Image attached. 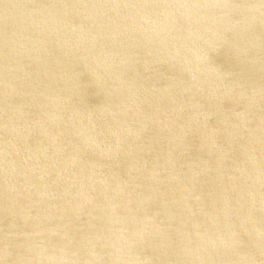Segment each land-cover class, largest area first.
Here are the masks:
<instances>
[{"label":"water","instance_id":"water-1","mask_svg":"<svg viewBox=\"0 0 264 264\" xmlns=\"http://www.w3.org/2000/svg\"><path fill=\"white\" fill-rule=\"evenodd\" d=\"M23 1L0 0V264H264V0L16 26Z\"/></svg>","mask_w":264,"mask_h":264},{"label":"bare ground","instance_id":"bare-ground-1","mask_svg":"<svg viewBox=\"0 0 264 264\" xmlns=\"http://www.w3.org/2000/svg\"><path fill=\"white\" fill-rule=\"evenodd\" d=\"M43 1L44 0H26L16 3L15 7L12 6L11 8H13V12L16 16V18L15 16L13 17V19L15 18L14 20H16V26H19L20 24H27L28 20L35 16H39L41 18H47L49 16H63L65 18L68 17V23L72 22L74 21V17L70 14H74L76 7H83L85 2V0H52L41 7V2ZM95 1L96 0H86V5H92ZM5 4L7 5V3ZM0 13L1 17H4V15H6V8L0 9ZM7 21L11 20L7 18ZM31 67L32 66L27 63L23 66L24 69L28 70V72H30ZM157 68L158 66L156 64L150 66L151 70H156Z\"/></svg>","mask_w":264,"mask_h":264}]
</instances>
